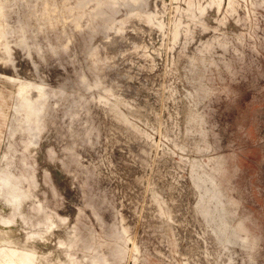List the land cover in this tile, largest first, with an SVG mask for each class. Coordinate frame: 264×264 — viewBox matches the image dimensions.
Here are the masks:
<instances>
[{"label":"rangeland","instance_id":"obj_1","mask_svg":"<svg viewBox=\"0 0 264 264\" xmlns=\"http://www.w3.org/2000/svg\"><path fill=\"white\" fill-rule=\"evenodd\" d=\"M0 264H264V0H0Z\"/></svg>","mask_w":264,"mask_h":264},{"label":"bare ground","instance_id":"obj_2","mask_svg":"<svg viewBox=\"0 0 264 264\" xmlns=\"http://www.w3.org/2000/svg\"><path fill=\"white\" fill-rule=\"evenodd\" d=\"M67 4V3H66ZM63 10V9H62ZM54 12H55V10H54ZM187 12V11H186ZM61 14V13H60ZM64 14V13H63ZM69 14V13H68ZM43 16V15H42ZM56 16V15H55ZM45 17V16H44ZM78 23V22H77ZM80 27V26H79ZM93 59V58H92ZM39 107H40V105H39ZM43 104H42V109H41V107H40V109L43 111ZM85 112V111H84ZM86 113V112H85ZM86 118V117H85ZM84 121H86V119L84 120ZM94 128V127H93ZM93 132V131H92ZM84 138V137H83ZM2 154V153H1ZM8 160V159H7ZM5 165V164H4ZM7 180V179H6ZM20 199V197H19V195L16 193V194H12L11 196H8L7 197V199L5 200V204H7V206H11L10 208H12L11 210H13V212L17 215V214H19L18 213V211H17V206H18V200ZM5 222H11V220L10 219H8V218H5V220H4ZM44 229V228H43ZM38 238V237H37ZM40 239V238H39ZM44 241V240H43Z\"/></svg>","mask_w":264,"mask_h":264}]
</instances>
